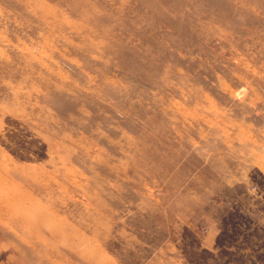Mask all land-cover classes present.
<instances>
[{
    "label": "rangeland",
    "instance_id": "374dc122",
    "mask_svg": "<svg viewBox=\"0 0 264 264\" xmlns=\"http://www.w3.org/2000/svg\"><path fill=\"white\" fill-rule=\"evenodd\" d=\"M0 264H264V0H0Z\"/></svg>",
    "mask_w": 264,
    "mask_h": 264
}]
</instances>
